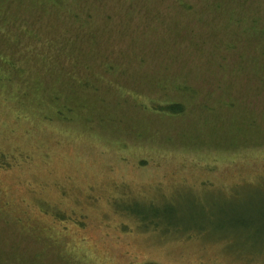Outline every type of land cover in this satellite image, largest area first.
I'll use <instances>...</instances> for the list:
<instances>
[{"label":"rangeland","instance_id":"obj_1","mask_svg":"<svg viewBox=\"0 0 264 264\" xmlns=\"http://www.w3.org/2000/svg\"><path fill=\"white\" fill-rule=\"evenodd\" d=\"M38 1L2 6L42 38L0 43V264H264V0Z\"/></svg>","mask_w":264,"mask_h":264},{"label":"trees","instance_id":"obj_2","mask_svg":"<svg viewBox=\"0 0 264 264\" xmlns=\"http://www.w3.org/2000/svg\"><path fill=\"white\" fill-rule=\"evenodd\" d=\"M18 1V0H17ZM20 1V0H19ZM22 2L24 0H21ZM63 0H44V1H38V6L41 7V13L47 15V16H52V14L50 13V11H48L47 6L45 8L46 5H53V6H61V2ZM5 3H9V6H12L13 3L17 4V7L20 6L19 2H15L13 1L12 4H10L9 0H0V43H2V45L7 48L9 46L13 47V48H19V49H27V47H33L32 44L30 45H23L22 43V38H29L31 39V41L33 42H37L40 41V38H42V36H40L39 33L34 32L30 27H22V25L24 24L18 17H15V19H13V16L8 15L7 10L2 11V6ZM54 8V7H53ZM9 10V8H7ZM62 14H64L62 12ZM77 14H74V17ZM6 17H9L11 19V21L6 20ZM64 17L63 15H59V18ZM37 44V43H36ZM39 48H48L49 50L52 49V46L54 45V43L49 42L47 40H44V42L42 44H39ZM38 46V45H37ZM35 46V47H37ZM35 49V48H34ZM37 50H39L37 48ZM7 63H10L8 61H5ZM57 61L53 62L56 63ZM67 81H72V83L74 85H76L77 87L75 89L77 90H73L70 91L74 94L75 92H79V87L82 86L83 84L79 83V77H70V79H68ZM81 84V85H80ZM80 85V86H79ZM154 112H160V113H164L167 115H180L184 112V107L180 104L177 103H171V104H166V105H162V104H156L155 107H153L152 109ZM3 158L2 155H0V163H3ZM260 213V212H259ZM243 225V223H241ZM253 225V224H252Z\"/></svg>","mask_w":264,"mask_h":264}]
</instances>
